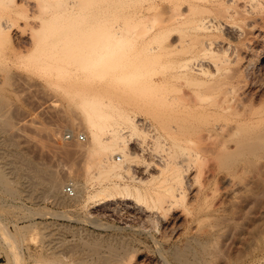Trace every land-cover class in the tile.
Returning <instances> with one entry per match:
<instances>
[{
	"label": "rangeland",
	"instance_id": "374dc122",
	"mask_svg": "<svg viewBox=\"0 0 264 264\" xmlns=\"http://www.w3.org/2000/svg\"><path fill=\"white\" fill-rule=\"evenodd\" d=\"M82 1H85L82 2L84 7L81 0H78L80 4L78 3L79 5L74 7L71 6L74 4L73 0H0V264H81L79 262L82 264L88 262V264H188V260L180 261L176 258L178 250H182L183 258L188 256L191 262L189 264H192L193 255L190 252V247L191 244H194V240L196 242L197 239V241H205L213 238L217 240L216 244H219V248L222 247L220 251H217L218 255L219 252L222 255L212 256L210 264H264V147L254 154L251 152L254 156L247 149L246 152L242 151L244 154L237 157V153L241 149L239 147L238 152L235 150L237 138H241L243 135L240 123L244 124V122L249 123L250 121L246 114L247 110L258 109L252 116L255 117V121L252 122L254 119L251 118V122L256 123L257 128L258 126L262 127L261 124L264 123L262 121L264 118V85L259 87V82H264V22L263 24L260 22L259 26L253 28L254 34L251 35L245 33L243 35V32L237 37L230 35L228 29L230 25H224V29L223 27L216 28V30L221 29L222 33L220 30H213L210 38H207L212 42L218 41L214 42L218 43L214 46L221 49L222 55L225 52L224 55L231 56L230 73L235 72L243 60L244 62L253 60V66L247 72V75L250 76L248 91L246 97L241 99L246 102H238V99L233 101L232 108L225 111L223 115L219 114L220 117L216 116L218 114L210 116L205 113V115L202 111L198 110V113V111H190L184 107V103L187 104L186 101H177L181 93L178 90L179 87H174L177 90L171 88L176 93L169 89V85L178 86L175 84L176 81H173L174 85H171L172 82L162 84V90H160L161 71L165 70L164 66H160L157 57H147L146 55L148 52L151 54L150 50L156 49L160 45L158 38L150 34L146 36H105L111 41V44L115 41L116 46L113 49L116 48L118 52H121L123 48L125 50L123 51L124 55L121 53L120 59H116L117 62L126 55L123 57L126 61L123 59L121 61L129 63V66L136 64L133 66L134 68L128 67V72H131L132 69L135 72L145 67L142 69L143 71L141 70L144 77L146 76L145 78L141 79L140 75L142 74H137L140 77L139 84L143 83L142 85L148 86L152 83V86H148L152 94V87L156 88L155 84L160 83L157 86L159 91H155L157 96L153 95L152 98L146 94L150 92L146 88L144 89L147 92L143 93V100H138L139 107L137 104L136 107L135 103L137 102L133 100L128 91H116L112 96L97 97L108 101L105 111L109 112L108 123L99 129L100 134L107 137L110 136L109 130L113 126H127L124 134L128 142V149L136 153L132 154V158L118 167L114 173H108L99 164L101 152L91 151L94 142L85 120L84 101L92 98L93 95L77 98L76 94L94 82L93 78L91 79L93 72L97 70L95 72L97 73L98 70L108 67L111 69L116 64V60H114L118 56L116 53L120 52L118 53L116 49L113 50V56L107 58V61L110 62V64L106 63V65L109 64L108 67L105 63L102 68L96 64L91 66L90 61L98 54V46L90 44L84 47V42L81 43L82 45H79V42L81 39L82 41L88 38L96 40L102 36H73L75 34L72 31L75 30L72 26L75 21H83L87 15L86 21H83L85 24L80 30L83 29L88 33L92 26L91 19H94L92 16L97 12L100 15H106L108 19H113L115 14H119L122 19L125 17L127 20L138 21L142 25H154L152 29L154 30L159 27V25L157 26L158 22L160 23L159 17L164 19L169 17L168 14L171 15L169 10L176 7V4H173L177 3V0H101V2L93 0V3L92 0H90L91 2ZM197 1L190 0L189 3H197L200 5L199 8L201 5L202 7L208 6V10L211 8V11L209 10L210 12L207 13L203 10L200 11H203L208 19H215L214 22L216 20L225 23L232 20L235 22V19L227 17L231 13V8H226V13L225 9L220 11L221 15L218 9L210 7L212 4L208 5L209 0V3L203 0L206 4L201 0ZM190 4L186 1L184 5L187 6L183 7L185 11H189L188 5ZM197 9H195L196 13L199 10ZM192 10L194 9L192 8ZM195 12L193 14H196ZM65 14H67L66 18ZM81 15H84L83 19L80 18ZM76 17L80 19L75 20ZM81 21L80 25L82 26L83 22ZM65 22L69 23L66 24V27L70 26V33L62 35L66 31H64L65 27L61 28L64 32L62 30L59 33L53 31ZM229 23L231 24V22ZM223 30H226L225 33ZM140 34H142L141 31ZM75 39L76 43H73ZM71 41L74 46L76 44V48L67 50V46L72 44ZM89 42H91L90 39ZM119 48L121 49L119 50ZM171 49L172 47L169 48L170 51H167L174 52L175 50L181 54V52L179 53L181 48ZM154 52L157 54L156 51ZM128 53L130 56L132 55V59L128 58ZM174 54L176 55V53H170L171 56H175ZM149 57L157 58V60L154 61L151 58L152 63L148 64L146 59ZM110 58L115 63H112L113 60L110 61ZM129 59L131 62H128ZM137 62L141 66H146L141 68ZM136 66L138 67L136 68ZM146 67L147 70H145ZM167 68L169 67H166L167 73H170L172 67L169 71ZM133 71L132 74H134ZM138 72L140 71L136 73ZM88 73L90 78H88ZM147 73L155 75L149 77ZM233 83L235 84L236 81ZM166 85L168 89L165 88ZM163 86L165 87L163 88ZM86 91L93 94L95 89ZM162 91L167 93L163 95L164 97L161 95ZM169 94V99L165 100L166 95ZM172 96H174V101L170 99ZM247 96L249 97L247 98ZM155 97L162 98V100L159 99L163 107L172 101L169 103H172V106L168 104L166 105L168 108H166L173 112L167 115L161 113L162 122L168 125L165 128L162 127L163 124L156 125L150 118L153 114L160 113L155 112V109L158 111L162 109L159 106L160 101L157 104ZM147 98L155 100V109L152 105L154 102L146 101ZM149 101L150 104H148ZM178 105L182 106L177 108ZM174 107L176 108L174 109ZM182 107H184V110L181 109L183 111L180 110ZM245 108L247 110L244 111ZM150 112L153 114L149 115ZM192 112L194 113L191 114ZM195 115H198L197 118H191ZM126 116L131 117L132 122L126 120ZM175 116L181 117L175 118ZM174 119L179 122H177L178 124L192 126L189 127V132L187 129L186 132L184 131L185 126L184 130L181 129L183 131L177 132L178 134L172 135L167 131L170 130L166 129L170 125V128L178 125ZM217 125L222 126L226 132H223L222 129L216 130L217 132L208 129ZM260 130L261 128L258 129V131ZM234 133H237V136H233ZM68 134H84L86 140L81 141L77 138L68 140L66 139ZM212 135L213 137H210ZM230 149L232 152L229 153ZM224 152H227V156L234 154L232 157L235 156L236 161L235 157H230L232 161L229 162L230 158H228L227 162L225 157H222ZM25 158L28 159L26 163ZM222 158L224 159L222 160ZM172 160H175L173 163L180 169L181 175V187L179 191L176 190V193H173L174 197H170L171 192L162 188L164 186L167 188L166 185H170L169 179L166 181L164 179L165 175L170 176L171 172L169 173L165 167H169L168 163L169 161L172 163ZM173 163L170 165L174 166ZM24 166L26 167L25 171L23 170ZM28 176L29 178H27ZM52 176L59 179L57 180L60 182L62 190L60 197L56 196L53 191L51 192L48 187L49 182L47 181ZM114 181L121 185L118 188L111 185L110 183ZM46 183L48 184L46 185ZM75 183L81 186L80 189L85 190L84 195L82 194L83 196L76 199L75 196L70 198L63 192L64 186ZM126 184L128 186H125ZM109 185L108 192H100L103 188H108ZM256 192L259 193L258 202L251 214L244 218L242 209L246 199ZM65 197L66 199H64ZM163 197L167 198L163 199ZM254 221L256 223H253ZM96 240H98L97 243H95ZM98 242L102 247L98 246ZM110 244L113 249L114 246L117 247L115 249L119 248L121 253L117 251V254H120L117 257L120 258L113 257L112 261L107 262L108 253L110 255L113 253ZM210 244L207 246L212 245ZM92 246H95V252L96 248L99 249L102 254L99 253L100 257L97 252L96 254L93 251L94 247ZM215 247L213 245L209 249ZM108 249H111L112 252ZM102 257H105L104 259L107 261H104ZM183 258L181 259L183 260Z\"/></svg>",
	"mask_w": 264,
	"mask_h": 264
},
{
	"label": "bare ground",
	"instance_id": "6f19581e",
	"mask_svg": "<svg viewBox=\"0 0 264 264\" xmlns=\"http://www.w3.org/2000/svg\"><path fill=\"white\" fill-rule=\"evenodd\" d=\"M88 1H90V0H88ZM95 1V0H94ZM114 1V0H113ZM170 1V0H169ZM186 1L188 2V4H190L189 3V1L190 0H182V1H180V0H177L176 2L177 3H174L173 5H175L176 4V7H174V8H170V10H172V11H170L169 10V13L171 12V15L170 14H168L167 16H169V17H167V18H169V19H167V18H164V19H160V17H159V21H160V23L158 22V24H157V26L159 25V27H157V28H155L154 30H152L153 28H154V25H147V24H145V25H142L140 22H136V21H132V20H127V19H125V17L122 19V18H120L121 16H119V14H115V17H113V19L111 18V17H109V18H111V19H108V17L106 16V15H100L99 13H97L96 12V14L95 15H93L92 17H94V19H91L92 21V26H91V29L88 31V33H86V32H84L83 31V29L82 30H80V28L82 27L83 28V26H84V22L83 21H86V16L84 17L85 19H83V16L84 15H81L82 17H80L81 19H83V21H81V20H78L79 22H77V21H75V24L72 26V28H73V30H75V31H72V33L73 34H75V35H73V36H102L100 39L99 38H96V40L94 39H92V38H88L87 40H83L82 41V39H81V41L80 40H78V41H80L79 42V45H82L83 44V42H84V47L87 45H90V44H92V45H97L98 46V49H97V52H98V54H97V52H96V54H97V56H96V54L94 53V56H96L95 58L93 57V61L91 60L90 61V65L91 66H95V64H96V66L97 65H99L100 66V68H102L103 66H105L106 65V63H108L109 61H107V58L109 59V57H111V56H113L112 55V53H113V50H115L116 48H114L113 49V47L114 46H116V44H115V41L113 42V44H111V41L110 40H108V38H106L105 36H146L147 34H150L151 36H155L156 38H158L159 40H160V45H158L157 47H156V49H151L150 51L152 52L151 54H146L147 55V57L148 56H153V57H157L158 58V61L157 62H159V64H161L160 66L162 67V66H164V69L165 70H162L161 71V73H162V80H161V85H160V83L159 84H155V83H153V84H155V85H157V86H159L160 85V90H162V84L164 85L165 83L167 84H169V83H171V85H174L173 84V81L175 82V84H177L178 86H170L169 85V89H170V91L172 90L171 88H173V89H175V88H177V87H179V89L178 90H180V95L178 96L179 97V99H177V101H186L187 102V104H185L184 103V107H186V108H188V109H190V111L191 110H194V111H202L204 114L205 113H207V114H209L210 116L212 115V114H218V115H216L217 117H220V115H223V114H225V111H228L230 108H232L231 107V103L233 102V101H235V100H237L238 102L239 101H244V100H241V99H243L244 97H246V94H247V91H248V89H247V87L249 86V82H248V79H249V77L250 76H248L247 75V72L250 70V67L251 66H253L252 64V61L253 60H246L245 62H244V60L242 61L243 63H241V66H239L238 68H237V70L235 71V72H233V73H230L231 71V67L229 66V64H231V56L230 57H227L226 55H224V53H223V55H222V51H221V49H218L217 47H215L214 46V44L216 43V42H218V41H214V42H212V41H210V39H207V38H210V35H211V32L213 31V30H216V28H222L224 25H230L229 26V31H230V35H234V36H239V34L241 33V32H243L242 34L244 35V33L245 34H249V35H251L252 33L254 34V32H253V28H255L260 22V24H263V22H264V0H209L210 1V3H209V1L208 0H205V1H208V5H210V4H212V5H210V7L212 6V8L213 9H218L219 10V12L220 11H222V10H226V8L227 9H230L231 8V13H229L228 15H227V17L228 18H230V19H235V22H232V21H229V22H231V24L229 23V22H217L218 20H216L215 22H214V20L215 19H213V20H211V19H208V16L205 14L204 15V12L203 11H206V13L211 9L210 7V9L208 10V6H203L202 7V5H201V7L199 8L198 6H200V5H197V3L196 4H190V5H188V9H189V11H185V9L183 8L184 6L186 7L187 5H184V4H186ZM195 1H197V0H195ZM201 1H203V0H201ZM201 1H199L200 3H201ZM205 1H203V3H205L206 4V2ZM82 2H85V1H82L81 0V3ZM91 2V1H90ZM99 2V1H98ZM100 2H101V0H100ZM106 2V1H105ZM167 2V1H166ZM198 2V1H197ZM73 5H71V6H78L80 3L78 2V0H73ZM79 3V4H78ZM92 3H93V0H92ZM83 4V7H84V3H82ZM102 4V3H101ZM87 5V4H86ZM85 5V6H86ZM110 5V4H109ZM124 5V4H123ZM194 5V6H193ZM197 5V6H196ZM204 5V4H203ZM82 6V5H81ZM87 6H89V5H87ZM105 6V5H104ZM193 6V7H192ZM196 6V7H195ZM95 7V6H94ZM170 7V6H169ZM87 8V7H86ZM96 8V7H95ZM100 8H102V7H100ZM124 8V7H123ZM183 8V9H182ZM186 8V9H187ZM190 8H191V10H190ZM192 8L194 9V10H192ZM199 10H198V9ZM202 8V9H201ZM205 8H207V9H205ZM104 9V8H103ZM108 9V8H107ZM175 9V10H174ZM178 11H177V10ZM195 9H197L198 10V13H196L195 11ZM86 10V9H85ZM118 10V9H117ZM201 10H203L202 12H200ZM109 11H110V9H109ZM115 11V10H114ZM175 11V12H174ZM196 13V14H193L194 12ZM211 11V10H210ZM209 11V12H210ZM217 11V10H216ZM229 11V10H228ZM82 12V11H81ZM107 12V11H106ZM173 12V13H172ZM188 12V13H187ZM218 12V13H219ZM227 12V10L225 11V13ZM83 13V12H82ZM93 13H94V11H93ZM92 13V14H93ZM109 13V12H108ZM113 13V12H112ZM115 13V12H114ZM203 13V14H202ZM212 13V12H211ZM223 13V12H222ZM104 14V13H103ZM220 14H221V12H220ZM56 15V14H55ZM67 14H65V18L67 17L66 16ZM90 15V14H89ZM97 15V16H96ZM222 15V14H221ZM78 16H80V15H78ZM171 16V17H170ZM59 17H60V15H59ZM123 17V16H122ZM224 17H226V16H224ZM226 17V18H227ZM61 18V17H60ZM79 17H76V19L75 20H77ZM79 18V19H80ZM56 19V18H55ZM89 19H90V17H89ZM69 20H71V19H69ZM74 20V19H73ZM73 20H71V21H73ZM64 21V20H63ZM62 21V22H63ZM66 21V20H65ZM68 21V20H67ZM80 21L81 22H83V23H81V24H83L82 26L80 25ZM55 22H56V20H55ZM77 22V23H76ZM89 22V21H88ZM90 22V23H91ZM64 23V22H63ZM62 23V26H59V24H58V26L59 27H57V28H55V30H53V31H55V32H57V33H59L60 32V30H62L63 29V27H65L64 28V33H62V35L63 36H65V33L66 34H68L67 32H69L70 30H71V28H70V26H68L67 25V27H66V24H69L68 22H65V24H63ZM72 23V22H71ZM61 24V23H60ZM87 25V24H86ZM147 25V26H146ZM54 26V25H53ZM57 26V25H56ZM55 26V27H56ZM140 26H142V27H140ZM144 26V27H143ZM259 26V25H258ZM263 26V25H262ZM88 27V26H87ZM155 27H156V25H155ZM62 28V29H61ZM67 28V29H66ZM74 28H76V29H74ZM88 28H90V27H88ZM143 28V29H142ZM141 29V30H140ZM223 29H224V27H223ZM226 29V28H225ZM68 30V31H67ZM142 30H144L143 32H142ZM218 30H220V32H221V29H218ZM218 30H216V31H218ZM260 30V29H259ZM52 31V30H51ZM52 31V32H53ZM61 31V32H62ZM140 31H141V33L142 34H144V35H142V34H140ZM226 31V30H225ZM225 31L223 30V32L225 33ZM228 31V30H227ZM244 31H246V32H244ZM54 32V33H55ZM75 32V33H74ZM258 32V31H257ZM256 32V33H257ZM70 33V32H69ZM140 35H139V34ZM187 33V34H186ZM222 33V32H221ZM61 34V33H60ZM90 34V35H89ZM213 34V33H212ZM229 34V33H228ZM61 35V36H62ZM215 35V34H214ZM213 35V36H214ZM241 35V34H240ZM242 35V36H243ZM60 36V35H59ZM67 36V35H66ZM69 36V35H68ZM71 36V35H70ZM185 36H188L189 38L187 39ZM207 36H209V37H207ZM215 36H217V35H215ZM225 36V35H224ZM228 36V35H227ZM211 38H212V36H211ZM89 39L91 40V42H89ZM212 39H214V38H212ZM247 39V38H246ZM101 40V41H100ZM216 40V39H215ZM75 41V42H74ZM248 41V40H247ZM119 42V44L121 45V42L120 41H118ZM250 42V41H249ZM70 43H72V41L70 42ZM73 43H76V39L75 40H73ZM73 43L69 46H67V50H70V49H73V47L74 48H76V44H75V46L73 45ZM78 43V42H77ZM82 43V44H81ZM116 43H117V41H116ZM179 44H181V45H179ZM218 44V43H217ZM217 44H215V45H217ZM220 44V43H219ZM78 45V44H77ZM123 45V44H122ZM121 45V46H122ZM128 45V44H127ZM130 45V44H129ZM223 45V44H222ZM250 45V44H249ZM248 45V46H249ZM86 46V47H87ZM179 46H181V47H179ZM122 47H124V46H122ZM121 47V48H122ZM172 47V49L171 50H173V48L174 47H178V48H181L180 50H179V53L181 52V54H178V52H176L175 50H174V52L173 51H171V52H168L167 50H169V48H171ZM223 47H225V46H223ZM252 47V46H251ZM121 48H119V50L121 49ZM148 48V47H147ZM221 48H222V46H221ZM226 48V47H225ZM224 49V48H223ZM222 49V50H223ZM116 51L118 52V50L116 49ZM116 51L114 52V55H115V53H116ZM123 51H125L124 50V48H123V50H121V52L119 53V54H117L116 53V56H114V57H116L115 59H114V57H113V59L114 60H116L117 58H119L120 57V54L122 53L123 55H124V53H123ZM149 51V50H148ZM154 51H156V53L157 54H154L155 52ZM170 51V50H169ZM223 51H226V50H223ZM126 52H129V51H126ZM125 52V53H126ZM246 52V51H245ZM170 53H176V55L175 56H171L170 55ZM228 53V52H227ZM121 54V55H122ZM130 54H132V52H130ZM178 54V55H177ZM127 55H129V53L127 54ZM139 55V54H138ZM248 55V54H247ZM132 56V55H131ZM131 56L129 55V57L128 58H131ZM134 56V55H133ZM233 56V55H232ZM122 57V56H121ZM123 57H126V55L125 56H123ZM123 57H122V59H123ZM135 57V56H134ZM146 57V56H145ZM127 58V59H128ZM138 58V57H137ZM136 58V59H137ZM151 58L152 57H149L148 59H146V60H148V64H149V62H151ZM157 58H155L156 60H157ZM111 60L110 61H112L113 59L112 58H110ZM120 59V58H119ZM121 59V60H122ZM132 59V58H131ZM143 59H144V56H143ZM152 59H154V58H152ZM155 59H154V61H155ZM114 60L112 61V63L114 62ZM121 60H118V62H117V60H116V64L115 65H113L112 63H111V65H113L112 67H111V69H108L109 67H108V65L110 64V62H109V64L108 65H106L108 68H103L102 70H98V72L97 73H95V72H93L91 75V79L93 78V83L92 84H90L88 87L87 86H85L84 87V89H83V91H81V92H78L77 94H76V96H77V98L79 97L80 98V96L83 98V97H86V96H91V95H93V97L92 98H90V99H88V100H86V101H84V113H85V120H86V122H87V124H88V127H89V129H90V133H91V136H92V138H93V145L91 146V151H96V150H98V151H100L101 152V156H100V160H99V164L101 165V167L102 168H105V170H107V172L108 173H110V172H112V173H114V171H116L117 169H118V167H120V166H122V164H124L128 159H130V158H132V154H136V153H134L133 151H130V149H128V142H127V140H126V136H125V134H124V132H125V130L127 129V126H113L109 131H110V136H107V137H104L103 135H101L100 134V132H99V129H101V127L102 126H104V125H106L107 123H108V117H109V112H106L105 111V107L107 106V104H108V101H104V100H102V99H98L97 97H103V96H112V95H114L115 93H116V91L117 92H120V91H128L129 92V94H130V96H132V98H133V100L134 101H136L137 103H135V105L137 104L138 105V100H143V93L145 94L147 91H149L150 92V90H149V87L148 86H150L152 83H150L148 86H144V85H142L143 83H141V84H139V81H140V77H141V79L142 78H145L144 77V75L142 74V72H141V70L142 69H144L145 67L144 66H146V65H142L144 68H142V66L138 63V62H140V61H138L137 62V64H139L140 66H141V70H136L135 72L133 71L134 69H132V71L134 72V74H132V71L129 73L128 72V67H132V68H134L133 66H135L136 64H134L133 65V63H135V62H133L132 63V65L133 66H129L126 62H124V61H126L125 59H123L124 61H121ZM130 60V59H129ZM133 60H134V58H133ZM150 60V61H149ZM135 61V60H134ZM153 61V60H152ZM238 61H239V59H238ZM81 62V61H80ZM128 62H131V60L130 61H128ZM147 62V61H146ZM100 63H102L103 65H101ZM104 63H105V65H104ZM115 63V62H114ZM141 63V62H140ZM152 63V62H151ZM131 64V63H130ZM142 64V63H141ZM143 64H145L144 62H143ZM147 64V65H148ZM233 64H235V63H233ZM238 65H240V63L238 62ZM150 66H152V65H150ZM138 66H136V68H137ZM160 67V68H161ZM166 67H169V68H167L168 69V71H169V69H170V67H172V71L170 72V73H167V71H166ZM149 68V67H148ZM139 69H140V67H139ZM150 69V68H149ZM149 69H148V71H149ZM156 69V68H155ZM233 69V68H232ZM131 70V69H130ZM145 70H147V67H146V69ZM144 70V71H145ZM152 70L154 71V69L152 68ZM151 70V71H152ZM159 70V69H158ZM137 71H140V72H138V73H136ZM143 71V70H142ZM157 72V71H156ZM89 73H88V78H90L89 77ZM95 73V74H94ZM142 74V75H140V74ZM144 73V72H143ZM149 73H150V71H149ZM149 73H147V75H149ZM160 73V74H161ZM230 73V74H229ZM250 73V72H249ZM137 74H139L140 75V77H138L137 76ZM151 75H155V74H151ZM151 75H149V77L151 76ZM86 77H87V75H86ZM138 78V80H136L137 78ZM149 77H148V79H149ZM153 78V77H152ZM87 79V78H86ZM251 79V78H250ZM142 82H144L143 80H141ZM145 81H147V80H145ZM234 81H236V83L234 84L233 82ZM138 82V83H137ZM148 82V81H147ZM152 82V81H151ZM154 82V81H153ZM156 83H158L157 81H155ZM253 82V81H252ZM254 82H256V81H254ZM263 82V81H262ZM262 82H259L260 83V88L261 87H263V85H264V82L262 83ZM145 83V82H144ZM149 83V82H148ZM147 84V83H146ZM254 84V83H253ZM155 85H153V86H155ZM252 85V84H251ZM152 86V85H151ZM157 86H155L156 88H154V87H152V94H151V92L149 93V94H151V95H149L148 93H146L150 98H152V96L154 95V96H157V94L155 95V91H159L158 89H157ZM165 86H163V88H164ZM168 86L166 85V87L165 88H167ZM175 87V88H174ZM146 88V90H144ZM153 88H154V92H153ZM88 89H92V90H94L95 89V92L93 93V94H91V92H87L86 90H88ZM157 89V90H156ZM168 89V88H167ZM247 89V90H246ZM175 90H177V89H175ZM175 90L173 91V92H175ZM146 91V92H145ZM164 91H165V89H164ZM168 91V90H167ZM171 91V92H172ZM163 92V91H162ZM166 92V91H165ZM165 92H163V94H161L162 96L164 95V94H167V93H165ZM170 92V93H171ZM157 93H159V92H157ZM160 93H161V91H160ZM169 93V92H168ZM176 93V92H175ZM174 93V94H175ZM179 93V92H178ZM159 96H160V94H159ZM170 96V94L167 96L166 95V99L165 100H167V98ZM164 97V96H163ZM176 97V96H175ZM178 97H176V98H178ZM249 96H247V98H248ZM252 97V96H251ZM250 97V98H251ZM131 98V99H132ZM156 98V97H155ZM160 97H158V98H156L157 100H156V103L158 102V101H160V104H159V106H160V108H162L161 109V111H160V109H159V111L157 110V109H155L154 108V104H156L154 101L155 100H152L154 103H152V105H153V108L155 109V112L157 111L158 113V115H156V114H153V113H151L150 112V114L149 115H152L153 114V116L152 117H150L154 122H155V124L156 125H164L165 124V122H162V119H163V116L161 117V113H163V115H164V113L167 115V114H171V112H173V110H170V109H167L168 107L166 106V105H168L170 102H172V101H170L169 103H167L164 107L163 106H161V100H162V98H160ZM154 99V98H153ZM169 99V98H168ZM170 99H174V96H172V98H170ZM252 99V98H251ZM148 100H150L149 98H147L146 99V101H148ZM150 100V101H151ZM250 100V99H249ZM140 101H139V104H140ZM149 101V103L148 104H150L151 102ZM169 101V100H168ZM174 101V100H173ZM248 101V100H247ZM244 102H246V101H244ZM243 102V103H244ZM146 103V102H145ZM144 103V104H145ZM159 103V102H158ZM157 103V104H158ZM165 103V102H164ZM183 103V102H182ZM172 104V103H171ZM171 104H169L170 106H172ZM236 104H237V102H236ZM134 105V106H135ZM137 105H136V107H137ZM146 106H147V103L145 104ZM151 105V106H152ZM162 105H163V103H162ZM233 105V104H232ZM150 106V105H149ZM158 105H157V107H159ZM180 106H182V105H178L177 106V108H179ZM244 106H245V104H244ZM138 107H139V105H138ZM148 107V106H147ZM167 107V108H166ZM184 107H182V108H180V110L181 109H183L184 110ZM149 108V107H148ZM151 108V107H150ZM176 107H174V109H175ZM173 109V108H172ZM183 110H181V111H183ZM236 110V109H235ZM245 110H247L246 108L244 109V111ZM256 110H258V109H256ZM256 110H254L255 112H257ZM151 111V110H150ZM175 111V110H174ZM189 111V112H190ZM199 111H198V113H199ZM234 111V110H233ZM254 111H251V110H247V112H246V114L248 115V118L250 119V121H249V119H248V121H249V123L251 122V118H253L252 116H253V114H255V112ZM148 112V111H147ZM154 112V111H153ZM154 112V113H155ZM175 112H178L177 110L175 111ZM180 112V111H179ZM186 112H188V111H186ZM186 112H185V114H186ZM264 112V111H263ZM194 112H192L191 114H193ZM201 113V112H200ZM202 113V114H203ZM238 113H239V111H238ZM237 113V114H238ZM177 114V113H176ZM175 114V115H176ZM179 114V113H178ZM196 114V113H195ZM202 114H201V116H202ZM220 114V115H219ZM261 114H262V112H261ZM187 115H188V113H187ZM187 115H185V116H187ZM199 115V114H198ZM197 115V116H198ZM206 115V114H205ZM204 115V116H205ZM246 115V116H247ZM196 116V115H195ZM191 117V118H193V119H195V118H197V116L196 117ZM200 116V115H199ZM214 116V115H213ZM239 116V115H238ZM176 117H181V116H175V118ZM189 117V116H188ZM203 117V116H202ZM261 117V116H260ZM259 117V118H260ZM126 118V120H129L130 122H132V119H131V117H128V116H126L125 117ZM162 118V119H161ZM208 118V117H207ZM245 118V117H244ZM190 119V118H189ZM254 120H252V122L253 121H255V117L253 118ZM258 119V118H257ZM264 119V118H263ZM262 119V121H264ZM166 120V119H165ZM170 120H171V118H170ZM172 120H173V118H172ZM183 120V119H182ZM186 120V119H185ZM198 120V119H197ZM200 120V119H199ZM215 120V119H214ZM217 120V119H216ZM247 120V119H246ZM261 120V119H260ZM174 121L176 122V120L174 119ZM181 121V120H180ZM218 121V120H217ZM168 122H169V120H168ZM174 122V123H175ZM178 122V121H177ZM176 122V123H177ZM182 122H184V121H182ZM203 122V121H202ZM238 122V121H237ZM244 122V121H243ZM248 123L247 121L246 122H244V124L242 123H240V125H242L241 126V128H240V130L241 131H243V135L241 136V138H237L238 140H236V149L235 150H237V152H238V149H239V147H240V149L241 150H239L240 152V154L239 153H237L236 155H237V157L239 156L240 157V155L241 154H244L243 152L245 151H247V149L250 151V153L252 152L253 154H254V152L256 153V151H258L259 149V151H261L262 149L261 148H263L264 147V123L263 124H261L262 125V127H259L258 126V128L255 126V124H253V123ZM9 123V122H8ZM172 123V122H171ZM179 123V122H178ZM177 123V124H178ZM181 123V122H180ZM185 123V122H184ZM190 123V122H189ZM198 123V122H197ZM212 123H214V122H212ZM245 123H247V124H245ZM5 124V123H4ZM208 124V123H207ZM220 124V123H219ZM236 124V123H235ZM135 124H133V127H135L134 126ZM162 125V127L163 128H165V127H167L168 125L167 124H165L164 126ZM208 125H210V124H208ZM221 125V124H220ZM223 125V124H222ZM238 125V124H237ZM258 125V124H257ZM4 126V125H3ZM2 126V127H3ZM7 126V125H6ZM180 126H182V127H180ZM185 124L184 125H182V123L181 124H178V125H174V126H172V128H170L171 127V125L169 126V128H166V129H170V130H167V131H169L170 133H172V135L173 134H176L178 131H180L181 129H183L184 130V128H185V132H186V129H187V131H188V129H189V127H192V126H185ZM239 126V125H238ZM238 126H236L237 127V129H239L238 128ZM222 126H219V125H217L216 127L214 126V128H208V129H212L211 131L213 132V131H216V130H218V129H222L223 130V127L221 128ZM195 128V127H194ZM259 128H261V130L260 131H258V129ZM134 129V128H133ZM133 129H132V131H133ZM165 129V130H166ZM191 129V128H190ZM195 129H197V128H195ZM224 129H226V128H224ZM183 130H181V131H183ZM192 130H193V128H192ZM199 130V129H198ZM209 130V131H210ZM221 130V131H222ZM211 131H210V135H211ZM220 131V132H221ZM237 131V130H236ZM189 132V131H188ZM191 132V131H190ZM217 132V131H216ZM223 132H226V131H224L223 130ZM223 132H222V134H223ZM168 133V132H167ZM207 133V132H206ZM209 133V132H208ZM240 133V132H239ZM239 133H238V135H239ZM178 134V133H177ZM190 134V133H189ZM197 134V133H196ZM218 134V133H217ZM233 134V133H232ZM242 134V133H241ZM81 135V134H80ZM80 135H75V137L74 138H77L78 140H80L79 139V136ZM84 135V134H83ZM181 135H182V133H181ZM193 135V134H192ZM195 135V134H194ZM215 135H216V133H215ZM233 136H237V133L235 134L234 133V135ZM208 137V136H207ZM210 137H213V135L212 136H210ZM219 137V136H218ZM232 137V136H231ZM220 138H222V137H220ZM86 140V139H85ZM85 140H81V141H85ZM188 140V139H187ZM191 140V139H190ZM230 141H232V140H230ZM229 141V142H230ZM226 142H228V141H226ZM225 142V143H226ZM223 144H224V142H223ZM227 144V143H226ZM227 148V147H226ZM221 149H222V147H221ZM246 149V150H245ZM264 149V148H263ZM221 151V150H220ZM224 151H225V148H224ZM243 151V152H242ZM228 152V151H227ZM227 152H224V155L222 156V157H225V159H226V161H227V159L228 158H233V157H235V156H233L232 157V155H234V154H231V155H226L227 154ZM230 152H232L231 151V149H230V151H229V153ZM228 153V154H229ZM236 153V152H235ZM251 153V154H252ZM223 154V153H222ZM246 154V153H245ZM248 154H249V152H248ZM250 154V155H251ZM252 154V155H253ZM21 155V154H20ZM256 155V154H255ZM131 156V157H130ZM136 156V155H135ZM254 156V155H253ZM25 157V156H24ZM227 157V158H226ZM119 158V159H118ZM134 158V157H133ZM230 158V160H228L229 162L230 161H232V159ZM21 159H22V157H21ZM20 159V160H21ZM221 159V158H220ZM224 158H222V160H223ZM25 160V163L28 161V159L27 158H25L24 159ZM119 160V161H118ZM171 160V159H170ZM235 161H236V157H235V159H234ZM32 161V160H31ZM173 161H174V163H175V160H172L171 162L173 163ZM225 161V162H226ZM227 161V162H228ZM21 162H22V160H21ZM224 162V161H223ZM224 162V163H225ZM168 163V162H167ZM172 163H170V161H169V167L170 166H172V165H170V164H172ZM173 163V164H174ZM10 164V163H9ZM34 164V163H33ZM167 164V165H168ZM227 164V163H226ZM15 165V164H14ZM176 164H174V166H172V167H165L168 171H169V175L170 176H166L165 175V181L167 180V179H169V182H170V185H166L167 186V188L164 186V187H162V188H165L169 193L171 192V196L170 197H174V192L176 191V190H178L179 191V188L181 187L180 186V178H181V175H180V169H178V167H176L175 166ZM17 166V165H16ZM21 167V166H20ZM25 167V166H24ZM25 169H26V167L23 169L24 171H25ZM29 169V168H28ZM165 169V170H166ZM40 170V169H39ZM165 170H164V172H165ZM22 171V170H21ZM45 172V171H44ZM198 172V171H197ZM16 173V172H15ZM168 173V172H167ZM196 173V172H195ZM22 174V173H21ZM23 174H26V173H23ZM31 174V173H30ZM29 174V175H30ZM40 174V173H39ZM51 175H53L52 173H50ZM197 174V173H196ZM33 175V174H32ZM55 175V174H54ZM198 175V174H197ZM197 175H195L197 178H198V176ZM26 176V175H25ZM50 176V175H49ZM24 177V176H23ZM45 177V176H44ZM55 177H56V175H55ZM167 177V178H166ZM194 177V176H193ZM196 177H194V178H196ZM25 178V177H24ZM27 178H29V176L27 177ZM31 178V177H30ZM39 178V177H38ZM26 179V178H25ZM47 179H49V178H47ZM58 179V178H57ZM56 178H54V176H52L51 178H50V180L49 181H47V182H49V184L48 183H46V185L48 184L49 186V188H50V190H51V192L53 191L54 193H55V195L56 196H58V197H60V195H61V193H62V190H61V186H60V182L57 180ZM24 180V179H23ZM30 180V179H29ZM28 181V180H27ZM164 181V182H165ZM139 182H140V180H139ZM162 183V182H161ZM166 183V182H165ZM111 185H114V186H117V188L121 185V183H119V182H112V183H110ZM162 184H164V183H162ZM162 184H161V186H162ZM45 185V186H46ZM160 185V184H159ZM36 186V185H35ZM68 186H72L73 187V190H74V193H73V195H71L70 193H67L65 190H66V188L68 187ZM68 186H64V188H63V192H65V195L66 196H68V197H70L71 198V196H75V199L76 198H79V197H81V196H83L84 195V192H85V190L83 191L82 189H80L81 188V186H79L78 185V183L76 184H73V185H68ZM105 186H106V184H105ZM125 186H128L127 184L125 185ZM160 186V187H161ZM29 187V186H28ZM84 187V186H83ZM86 187V186H85ZM84 187V188H85ZM104 187V186H103ZM113 187V186H112ZM48 188V189H49ZM115 188V187H114ZM110 189V185H109V187L108 188H103L102 190H101V188H100V192H108V190ZM112 189V188H111ZM125 189H128V187H125ZM160 189V188H159ZM164 190V189H163ZM165 190V191H166ZM252 190V189H251ZM49 191V190H48ZM82 191H83V193H82ZM99 191V190H98ZM154 191V190H153ZM173 191V192H172ZM31 192V191H30ZM110 192V191H109ZM156 192V191H155ZM128 193H129V190H128ZM157 193V192H156ZM158 193H159V191H158ZM164 193V192H163ZM176 193V192H175ZM83 194V195H82ZM162 194V193H161ZM64 195V196H65ZM163 196H165L164 194H162ZM167 195H168V193H167ZM166 195V196H167ZM173 195V196H172ZM67 197V198H68ZM248 197V196H247ZM161 198V197H160ZM166 199L167 197H163V199ZM258 198H259V193L258 192H256V193H253L252 195H251V197L249 198V199H246V198H244V199H246V203H245V205H244V207H243V209H242V216H244V218H246V217H248V215L249 214H251V212H252V209L254 208V206H256L255 204L258 202ZM64 199H66V197L64 198ZM74 199V198H73ZM169 199H171V198H169ZM162 200V199H161ZM172 200H173V198H172ZM175 200V199H174ZM169 201H171V200H169ZM243 204H244V202H243ZM243 206V205H242ZM261 216V215H260ZM243 218V219H244ZM257 220H258V218H257ZM218 221V220H217ZM238 221H239V219H238ZM253 221V220H252ZM262 221V220H261ZM230 222V221H229ZM257 222H259V221H257ZM253 223H256V221H254ZM232 224V223H231ZM238 224V223H237ZM261 224H262V222H261ZM260 224V225H261ZM232 225H234V224H232ZM264 226V225H263ZM237 227V226H236ZM233 230V229H232ZM236 230V229H235ZM214 232V231H213ZM235 234V233H234ZM214 235V234H213ZM220 235V234H219ZM210 236V235H209ZM214 237V236H213ZM217 237V236H216ZM254 238V237H253ZM215 238H213V239H208V240H205V241H201V240H199V241H197L196 240V242H195V240H194V244L192 245L191 244V247H190V249H191V251L190 252H192V255H193V262H192V264L193 263H195V264H210V260H211V258H213L212 256H214L215 257V255H218V253H217V251H220V248H222L221 246H220V248H219V244L217 245L216 244V241L217 240H214ZM217 239V238H216ZM99 240V239H98ZM98 240H96V242L95 243H97V241ZM102 240V239H101ZM203 240V239H202ZM258 240V239H257ZM87 242V241H86ZM93 242V243H94ZM100 242V241H99ZM98 242V246H101V244ZM102 242V241H101ZM112 242V241H111ZM210 242H211V244H210ZM214 242V243H213ZM94 243V244H95ZM193 243V242H192ZM208 244H210L212 247H213V245L214 246H218L217 248H219L218 250L216 249V247L214 248V249H209V247H211V246H207ZM92 245V244H91ZM91 245H89V246H91ZM97 245H95L96 247H98ZM118 245H119V243H118ZM222 245V244H221ZM85 246H86V243H85ZM88 246V247H89ZM95 246H92V247H94L93 249V251L95 252ZM110 246H111V244H110ZM224 246V245H223ZM102 247V246H101ZM101 247H99L100 249H101ZM104 247V246H103ZM112 247V249H113V246H111ZM115 248H117L116 246H114V249L112 250L113 251V253H111L112 255H110V253H108L109 255H107V258L106 259H108V261L106 260V259H104L105 257H106V255H104L105 257L103 258V260L104 261H107V262H109V261H112L111 259H114V258H116L117 257V255H119L120 256V254H117V251H119L120 252V250H119V248L118 249H115ZM189 248V247H188ZM256 248V247H255ZM91 249V248H90ZM97 250H96V252L98 253V255H99V253H100V251H99V249L98 248H96ZM124 249V248H123ZM215 249H216V252H215ZM110 250V252H112L111 251V249H108V251ZM187 250V249H186ZM185 250V251H186ZM213 250H214V252H213ZM99 251V252H98ZM115 251V252H114ZM126 251H127V249H126ZM212 251V252H211ZM95 252V253H96ZM118 252V253H119ZM96 253V254H97ZM103 253V252H102ZM107 253V252H106ZM121 253V252H120ZM214 253V254H213ZM216 253V254H215ZM224 253V252H223ZM95 254V255H96ZM100 255H102L101 253H100ZM100 255H99V257H100ZM186 255H187V253H186ZM185 255V256H186ZM222 255V253L221 252H219V255L218 256H221ZM110 256H111V258H110ZM118 256V257H119ZM126 256V255H125ZM217 256V257H218ZM109 257V258H108ZM114 257V258H113ZM118 257L116 258V259H118ZM184 257V252L182 251V250H178L177 252H176V258H178V259H180V261H187L188 260V262L189 263H191L190 262V260H189V257L187 256V258H183ZM222 257H224V256H222ZM101 258V259H102ZM120 258V257H119ZM181 258H183V260L181 259ZM258 258V257H257ZM186 259V260H185ZM240 260V259H239ZM81 261H83V260H81ZM95 261V260H94ZM102 261V260H101ZM86 262V261H85ZM79 263H81L82 264V262H79ZM89 263V262H88ZM87 263V264H88ZM101 263V262H100ZM184 263V262H183ZM188 263V264H189ZM86 264V263H85ZM96 264V263H95ZM231 264V263H230Z\"/></svg>",
	"mask_w": 264,
	"mask_h": 264
},
{
	"label": "built area",
	"instance_id": "2783aa9c",
	"mask_svg": "<svg viewBox=\"0 0 264 264\" xmlns=\"http://www.w3.org/2000/svg\"><path fill=\"white\" fill-rule=\"evenodd\" d=\"M74 137H75L74 134H68V135L66 136V139L71 140V139H74ZM79 139H80V140H85V139H86V136L83 135V134H81V135L79 136ZM65 191H66L67 193H70L71 195H73V193H74V190H73V187H72V186H68V187L66 188Z\"/></svg>",
	"mask_w": 264,
	"mask_h": 264
}]
</instances>
